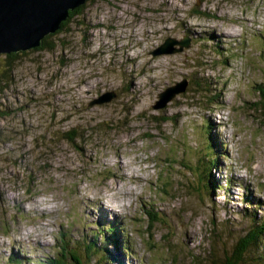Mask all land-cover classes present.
Returning a JSON list of instances; mask_svg holds the SVG:
<instances>
[{
  "label": "rangeland",
  "instance_id": "374dc122",
  "mask_svg": "<svg viewBox=\"0 0 264 264\" xmlns=\"http://www.w3.org/2000/svg\"><path fill=\"white\" fill-rule=\"evenodd\" d=\"M68 21L50 37L53 48L17 51L3 84L0 255L21 244L19 257L48 263L51 248L67 240L84 260L92 211L109 223L128 219L131 255L121 264H200L212 252L226 255L264 215L246 198L264 199V119L255 112L264 84V0H89ZM168 38L190 46L154 54ZM186 77L185 92L154 107L165 87ZM206 119H217L215 135L229 139L230 162L243 166L233 174L215 165L218 194L188 178L204 160L205 132L196 126ZM70 130L84 134L73 142Z\"/></svg>",
  "mask_w": 264,
  "mask_h": 264
},
{
  "label": "trees",
  "instance_id": "16d2710c",
  "mask_svg": "<svg viewBox=\"0 0 264 264\" xmlns=\"http://www.w3.org/2000/svg\"><path fill=\"white\" fill-rule=\"evenodd\" d=\"M84 4L80 5L81 8L84 7ZM76 9H78V7L75 8L74 10H70L69 18H71V16L74 14ZM199 13H201V12H199ZM69 18L62 22V28L61 29L66 27V25L69 22L68 21ZM54 34H57V33H51V34L47 35L43 39L42 46L38 47L37 49H41V48L44 49L46 46L53 48V46H55V45H53V43L50 41V37L53 36ZM19 52H21V51H19ZM19 52L0 54V58L3 57V60H4V68L2 67L3 70H0V99H1L2 94L5 91V87L3 85L4 81H5V79L11 78L10 76L12 75L11 74V67H10L12 64L11 62L13 61V59H15L19 55ZM194 79L196 80L197 78L195 77ZM257 86H259V88H261V90H260L261 98L259 101L260 107L258 108V111H255V112H257V115L260 114L259 116H261V117L263 116L262 119H264V84L260 83ZM250 109L253 110L252 107H250ZM156 119H158V121H156V122L159 125H162L167 120V119L159 120V118H156ZM160 119H162V118L160 117ZM107 123H108L107 121L98 122L96 125L104 127V125ZM210 124H211V122H210ZM209 127H210V133H211V130H213V128L210 125H209ZM78 131H75V130L67 131V132H65V136L69 140L76 142V140L80 139L79 134H84V133H79ZM76 133H78V134H76ZM254 136H256V135L254 134ZM220 140H221V138L218 137L216 142H209L208 145L206 144L205 153L202 154V157H204V160H202V162L196 166L193 165L192 168L195 171L194 176H191V175L188 176V178H190V180L192 182L195 180L197 183L200 184L202 189L199 188V190L201 189L203 191L206 189L209 193H212V194H214L213 192H215L214 188H217L219 186V182L217 180H215L216 177H215L214 171H216V169H217L215 167V165L219 164V162H220L219 157L222 156V154H221L222 146L219 143ZM252 141H254V137H253ZM204 155H206V156H204ZM185 166H187V165H185ZM188 168L190 170L191 167H188ZM233 182H235V181L231 177L228 181V188H231V186L233 185ZM238 182H240V181H238ZM218 188L220 189V186ZM199 190H198V192H199ZM253 196L255 198L257 197L254 194H253ZM244 198H245V196H244ZM251 202L255 203L256 201L251 199ZM257 202H261V201L257 200ZM261 203L264 204V202H261ZM262 206H264V205H262ZM245 212L253 213L250 210L248 211V209H246ZM242 213H244V211H242ZM150 214L152 215V213H150ZM246 216H248V214H246ZM254 216L256 217L257 215L254 214ZM256 219H257V217H256ZM253 220H255V219H253ZM257 220L258 221L255 220L256 222L250 223L251 229H250V232H249L247 238H241L238 242V245H236L235 247H233L231 249L232 251L230 250V251L226 252L227 248H224L226 255H225V253L224 254H222V253L217 254L216 252H212V253H210L211 255L208 253L209 255L202 256L200 258L198 257L197 261L200 264H247V262H246L247 259H250V260H255L256 264H264V251H260L262 249V245L264 246V216L262 217L261 220H260V218ZM109 224L111 226L113 224V222H110ZM119 225L122 227L121 224H119ZM91 227H94V226H90L88 233H90V231H91V233H93V229ZM151 228L148 230V232H149V233H147L148 235L150 234ZM119 229H121V228H118V230ZM101 231L103 232L102 228H101ZM108 231H110V230H108ZM150 236H151V234H150ZM65 237H66V235H65ZM104 237H109L108 240H106V242H107V245L111 244V249H113V251L120 249L119 245L117 247L115 246V235H114V233H112L111 236L110 235L107 236V234H105ZM120 237H121V233L117 234L116 239L119 240V239H121ZM123 237H125V236L123 235ZM86 242L88 244L85 246V248L81 252L83 254L86 252V254H85L86 257H84V260L82 259L81 256H79V254L77 252L80 250L79 245L78 246L71 245V248H69V246H67V244H70V242L65 243V241H64V245L61 248L62 251L58 252V254L55 253L54 256L49 259L48 264H70V262L72 264H85V263L86 264H109V262H111V263H112V261L119 262L121 260V258L118 256V253H116V256L114 257V253L111 250L106 249L102 245L101 242H96L95 240L91 239V237H89L86 240ZM73 248H76L79 250H74ZM242 248H244V249H242ZM248 248H250V249H248ZM104 250L107 252V254L105 253ZM217 257H219L218 263L216 261ZM16 258L18 260L20 259L18 255L16 256ZM206 261H207V263H206ZM182 262H184V261H182ZM175 264H180V263H179V261L176 260Z\"/></svg>",
  "mask_w": 264,
  "mask_h": 264
},
{
  "label": "water",
  "instance_id": "95a60500",
  "mask_svg": "<svg viewBox=\"0 0 264 264\" xmlns=\"http://www.w3.org/2000/svg\"><path fill=\"white\" fill-rule=\"evenodd\" d=\"M87 1L0 0V54L41 46L47 35L62 28V22L69 18L70 10ZM176 43V40L169 39L154 54L183 50L184 44L180 43V47H175ZM187 85V80H184L170 86L159 94V100L154 107H164L177 93L186 90ZM115 96L114 93L105 94L97 102H104Z\"/></svg>",
  "mask_w": 264,
  "mask_h": 264
},
{
  "label": "bare ground",
  "instance_id": "6f19581e",
  "mask_svg": "<svg viewBox=\"0 0 264 264\" xmlns=\"http://www.w3.org/2000/svg\"><path fill=\"white\" fill-rule=\"evenodd\" d=\"M169 39L173 40L174 38H168L166 41H168ZM174 40H176V41L178 42V43L175 44V47H180V46H181L180 43H183V44H184V45H183V46H184L183 49H184L185 47H189V46H190V42H189L188 40H178V39H174ZM163 44H164V43H163ZM186 44H188V45H186ZM176 45H178V46H176ZM156 51H157V50H156ZM181 51H182V50H181ZM175 52H178V51H175ZM164 53H174V52H164ZM164 53H161V54H164ZM156 54H158V53H156ZM175 85H176V84H175ZM171 86H173V85H171ZM187 87H188V85H187ZM186 89H187V88H186ZM166 90H167V89H166ZM185 91H186V90H184L183 92H185ZM180 93H181V92H180ZM177 94H179V93H177ZM177 94H176V95H177ZM176 95H175V96H176ZM175 96H174V97H175ZM171 100H172V99H171ZM156 108H158V107H156ZM130 193H131V192H130ZM98 198L101 199L102 197L99 196ZM29 232H30V231H28L27 233H29ZM31 233H32V232H31ZM26 236H28V234H27ZM29 237H30V238H33L34 236H31V234H30ZM34 238H35V239H34L35 241H39V240H40V236H38V235L35 236Z\"/></svg>",
  "mask_w": 264,
  "mask_h": 264
}]
</instances>
